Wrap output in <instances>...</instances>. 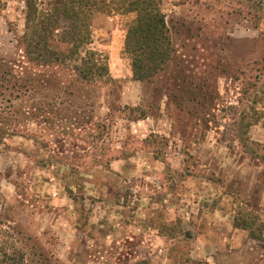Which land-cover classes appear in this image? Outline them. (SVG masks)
Wrapping results in <instances>:
<instances>
[{
  "label": "rangeland",
  "instance_id": "374dc122",
  "mask_svg": "<svg viewBox=\"0 0 264 264\" xmlns=\"http://www.w3.org/2000/svg\"><path fill=\"white\" fill-rule=\"evenodd\" d=\"M243 4L162 0L181 60L217 70L211 112L191 102L181 110L183 94L168 76L133 79L123 49L134 15H94L90 48L107 59L112 81L84 102L104 128L34 125L37 140H0V260L7 253L20 264H264V240L234 223L244 208L264 223V103L248 149L231 124L240 117L232 107L246 46L238 43L236 59L229 46L264 31L236 12ZM24 28V1L0 0V58L18 56Z\"/></svg>",
  "mask_w": 264,
  "mask_h": 264
},
{
  "label": "trees",
  "instance_id": "16d2710c",
  "mask_svg": "<svg viewBox=\"0 0 264 264\" xmlns=\"http://www.w3.org/2000/svg\"><path fill=\"white\" fill-rule=\"evenodd\" d=\"M23 1L25 28L17 39L20 52L15 58H0V140L7 135L37 140L31 129L34 125L48 129L68 124L104 128L93 121L92 104L84 102L92 97L91 92L112 81L107 59L90 48L92 21L97 13L135 16L128 25L123 49L135 81L153 84L162 75L168 76L183 94L181 110H186L190 102L210 112L212 107L216 109L218 89L210 84L215 83L217 70L211 67L200 71L181 60L174 38L175 25L169 24L162 0ZM243 5L244 10L236 12L259 28L264 23L263 0H245ZM238 43L246 46V56L244 65L236 69L244 76L241 99L238 107H232L233 116L240 111V117L231 124L232 131L238 134L236 139L248 149L249 131L263 118L259 108L264 103V31L256 38L234 41L229 46L234 59L241 50ZM225 71L229 73L227 68ZM250 116L254 123L245 125ZM145 117L143 114L134 120ZM234 223L253 239L264 240V223H258L257 216L245 208L237 213ZM22 260L4 253L0 264H20Z\"/></svg>",
  "mask_w": 264,
  "mask_h": 264
}]
</instances>
